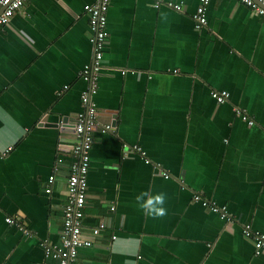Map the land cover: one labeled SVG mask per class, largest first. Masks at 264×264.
<instances>
[{
	"label": "crops",
	"instance_id": "0c3cea01",
	"mask_svg": "<svg viewBox=\"0 0 264 264\" xmlns=\"http://www.w3.org/2000/svg\"><path fill=\"white\" fill-rule=\"evenodd\" d=\"M164 1L182 8L109 1L93 101L99 126L113 131L93 132L81 227L91 245L75 264H264L240 227L264 233V19L238 0H210L195 29L198 0ZM91 2L25 0L0 29V264H56L40 242L61 230L73 123L84 109L79 72L93 54L83 10ZM213 89L228 100L215 102ZM123 143L139 145L149 163ZM143 191L167 194L165 217L139 209Z\"/></svg>",
	"mask_w": 264,
	"mask_h": 264
},
{
	"label": "built area",
	"instance_id": "2783aa9c",
	"mask_svg": "<svg viewBox=\"0 0 264 264\" xmlns=\"http://www.w3.org/2000/svg\"><path fill=\"white\" fill-rule=\"evenodd\" d=\"M24 1L0 0V29L9 22L10 18L21 8ZM109 1L93 0V2L83 6V10L87 15L90 31L89 43L93 51L91 61L83 65L79 72V78L85 84V88L80 92V101L84 109L76 115L73 123L75 141L69 148L71 163L66 179V197L62 207L59 238L55 242H50L46 239L40 242L44 257L46 259H54L56 264H75L79 248L91 245L90 240H83L81 237L83 208L87 192V172L90 162L89 150L95 129L101 127V131L103 132L113 131L112 124L99 126L96 105L93 101V96L96 94L98 88L103 48L107 38L106 12ZM238 1L264 19V0ZM209 3L210 0H198V5L191 15L195 29H201L206 25V13ZM161 4H165L178 11L182 8L181 4L164 0H154L153 6L154 8H158ZM67 87L63 86L64 89ZM210 96L215 102L223 104L228 100L229 93L226 90L213 89L210 91ZM235 112L248 124H252V121L242 111L235 109ZM122 148L124 151L129 150L137 153L146 164L149 163V159L146 158L145 152L139 145L123 143ZM154 165L160 171L163 179H168L171 176L168 169H165L159 164ZM52 182L53 176L50 175L47 179L46 193H50V185ZM192 200L228 223L233 224L238 222V219L229 213L225 204L209 200L199 193H194ZM4 220L7 224L15 225L18 229H24L12 216H7ZM104 227L103 223H99L93 228L92 234H98ZM240 227L242 235L251 241L252 258H257L264 254V233L252 228L248 222H241Z\"/></svg>",
	"mask_w": 264,
	"mask_h": 264
},
{
	"label": "clouds",
	"instance_id": "9594fccd",
	"mask_svg": "<svg viewBox=\"0 0 264 264\" xmlns=\"http://www.w3.org/2000/svg\"><path fill=\"white\" fill-rule=\"evenodd\" d=\"M167 194L163 191L150 194L149 191H143L136 196V202L139 209L152 219H160L167 215Z\"/></svg>",
	"mask_w": 264,
	"mask_h": 264
}]
</instances>
